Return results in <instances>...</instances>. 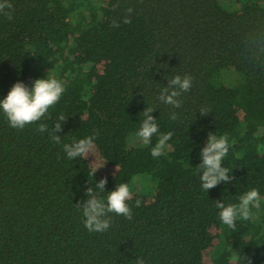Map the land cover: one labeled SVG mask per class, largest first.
<instances>
[{
    "label": "trees",
    "instance_id": "trees-1",
    "mask_svg": "<svg viewBox=\"0 0 264 264\" xmlns=\"http://www.w3.org/2000/svg\"><path fill=\"white\" fill-rule=\"evenodd\" d=\"M231 1L0 0V264H264V0Z\"/></svg>",
    "mask_w": 264,
    "mask_h": 264
},
{
    "label": "rangeland",
    "instance_id": "rangeland-1",
    "mask_svg": "<svg viewBox=\"0 0 264 264\" xmlns=\"http://www.w3.org/2000/svg\"><path fill=\"white\" fill-rule=\"evenodd\" d=\"M96 1H99V0H96ZM219 3L225 7V8H234V6L236 5L233 1L231 0H218ZM232 75V77H230ZM226 79H227V76H225ZM235 76L233 73L229 74V77L230 79H233ZM129 141H130V144H140V145H143L145 144L146 142V135H134V136H130L129 137ZM97 165V164H96ZM98 167V166H97ZM103 167V166H101ZM136 186L137 188L142 185V183H140V181H136ZM133 191H137V189H133Z\"/></svg>",
    "mask_w": 264,
    "mask_h": 264
}]
</instances>
